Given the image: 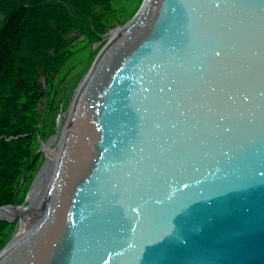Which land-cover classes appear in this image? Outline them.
Returning a JSON list of instances; mask_svg holds the SVG:
<instances>
[{
  "label": "water",
  "instance_id": "1",
  "mask_svg": "<svg viewBox=\"0 0 264 264\" xmlns=\"http://www.w3.org/2000/svg\"><path fill=\"white\" fill-rule=\"evenodd\" d=\"M72 112L0 264H264V0H143Z\"/></svg>",
  "mask_w": 264,
  "mask_h": 264
},
{
  "label": "rangeland",
  "instance_id": "2",
  "mask_svg": "<svg viewBox=\"0 0 264 264\" xmlns=\"http://www.w3.org/2000/svg\"><path fill=\"white\" fill-rule=\"evenodd\" d=\"M142 2L0 0V41L5 42L0 62L7 66L2 68L5 78L0 81V92L2 89L6 91L10 85L17 87L22 84L23 91L36 93L35 97L26 100L29 103L26 102L24 110L19 113L20 122L12 120L4 123L0 119V141L2 138L6 142L25 138L27 143L23 158L18 162V174L12 186L9 185L11 198L2 200L0 207L27 205L32 184L37 181L44 165L48 162V170L55 169L56 161H53L54 155L50 156L49 149H55V156H58L63 138L60 130L71 108L70 102L74 104L97 56L110 41L108 34L114 29L124 28ZM5 27L6 33L1 34V29ZM12 30L17 31V40L11 34ZM42 38L48 40L45 54L52 55L54 59L37 60L38 47H45ZM58 45H61L59 49ZM12 101L15 108L18 99L12 98ZM15 123L23 129L22 132L4 137L9 132L5 126ZM47 171L40 176L42 182L46 181ZM27 215L21 212L0 215V250L20 237L17 234H21V218ZM16 235L18 237L14 238Z\"/></svg>",
  "mask_w": 264,
  "mask_h": 264
},
{
  "label": "trees",
  "instance_id": "3",
  "mask_svg": "<svg viewBox=\"0 0 264 264\" xmlns=\"http://www.w3.org/2000/svg\"><path fill=\"white\" fill-rule=\"evenodd\" d=\"M9 29V27H8ZM7 28H2L1 29V34L3 32L6 33ZM12 35H15V39L19 38L17 31L14 32L13 30L11 31ZM9 35V32H8ZM7 35V37H8ZM55 36V35H54ZM56 36L55 40L56 41ZM42 42L44 44V48L42 49L41 47H38L37 50L39 51V54L37 55V60L38 59H54L52 55L45 54L46 44L48 43V40H45L42 38ZM4 41H0V52L2 51V46L4 45ZM57 43V42H56ZM49 46V45H47ZM61 45L57 46V49H59ZM4 53V52H3ZM45 66H47L45 64ZM7 68L4 62H0V81L5 78L4 71H2V68ZM31 77V75L29 74ZM8 83V82H7ZM22 86V84H21ZM21 86L14 87L13 85L9 86L6 91L3 89L1 90V97H0V104L2 107L0 108V119L2 118L5 121H12L16 120L18 122L19 120V113H21L22 109L24 106H26V102L29 103V100L33 97H35L36 93H29L23 91L24 89ZM12 98H17L18 102L15 105L14 108V103L12 101ZM24 110V109H23ZM23 113V112H22ZM10 118V119H9ZM20 122V121H19ZM3 123V124H4ZM23 124V123H22ZM4 128V127H1ZM5 128L8 129L9 132H7L4 137L8 134L16 135L19 132H22V128L19 127L18 123L15 124H8L5 126ZM25 138H20L16 140H11L10 142H6L3 138L0 141V203L2 200H8L11 198V188L13 184V180L15 179L16 175L18 174V170L20 168V164H18L19 160H21L24 155V147L26 146L27 143H25ZM18 177V176H17ZM10 185V186H9ZM8 187V189H7Z\"/></svg>",
  "mask_w": 264,
  "mask_h": 264
},
{
  "label": "bare ground",
  "instance_id": "4",
  "mask_svg": "<svg viewBox=\"0 0 264 264\" xmlns=\"http://www.w3.org/2000/svg\"><path fill=\"white\" fill-rule=\"evenodd\" d=\"M122 29L123 28H118V29L112 30L108 34V36L110 37V40L114 36L118 35V33ZM70 104H71V108L69 109L68 115L65 118V123L62 126V129L60 130V134H63V135L68 130L67 128L68 127L69 128L71 127V121H72L71 117H72V114H73V112H72L73 111V102H70ZM49 152L51 153L50 156H53L54 155L53 161H56L57 162V157L58 156L57 155H56L57 157L55 156V152H56L55 149H52L51 148V149H49ZM48 167H49V165H48V162H47V164L44 165V167L40 171L39 176L37 177V181L34 182V184H32V187L30 189V194H29V196H30L29 203L27 205H24L23 207H16V206H13V207H10V206L0 207V215H3V216H5V215H8V216L9 215H12L14 212H21L23 215H27V213H25V212H28L29 215L21 218V220H22L21 225H20L21 234H20V232L17 234L20 237L23 236L24 234H27V232H28V229H29V226H30L32 217H33V213H34V210H35V207H36L35 201H40L39 199H41V195H42L43 188H44V184H45V181L42 182V177H40V176H42L43 173L46 174V171L48 170ZM22 211H25V212H22ZM23 227L25 228V231L24 232H22V228ZM17 235L14 238L18 237ZM7 248H8V246H6L5 248L1 249L0 250V255H2L5 252H7Z\"/></svg>",
  "mask_w": 264,
  "mask_h": 264
}]
</instances>
